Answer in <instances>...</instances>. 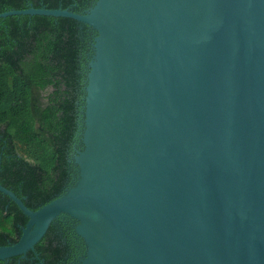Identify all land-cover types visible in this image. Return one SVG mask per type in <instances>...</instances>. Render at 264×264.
Listing matches in <instances>:
<instances>
[{
  "label": "water",
  "instance_id": "1",
  "mask_svg": "<svg viewBox=\"0 0 264 264\" xmlns=\"http://www.w3.org/2000/svg\"><path fill=\"white\" fill-rule=\"evenodd\" d=\"M73 182L0 260L70 220L68 264H264V0H96Z\"/></svg>",
  "mask_w": 264,
  "mask_h": 264
},
{
  "label": "trees",
  "instance_id": "2",
  "mask_svg": "<svg viewBox=\"0 0 264 264\" xmlns=\"http://www.w3.org/2000/svg\"><path fill=\"white\" fill-rule=\"evenodd\" d=\"M96 0H0V13L36 8L87 10ZM95 32L73 18H0V183L37 210L70 185L80 142L82 90ZM28 218L0 192V245L18 241ZM54 221L25 258L0 264H68L73 230Z\"/></svg>",
  "mask_w": 264,
  "mask_h": 264
},
{
  "label": "flooded vegetation",
  "instance_id": "3",
  "mask_svg": "<svg viewBox=\"0 0 264 264\" xmlns=\"http://www.w3.org/2000/svg\"><path fill=\"white\" fill-rule=\"evenodd\" d=\"M86 72H87V67H86ZM85 84H86V77H85V79H84V83H83V90H82V96L83 97H81L80 99H82V103H83V101H84V96H85V90H84V87H85ZM80 147V145L78 144V145H76V147H75V150L77 149V148H79ZM75 171H76V169H75V166L73 165V169H72V175H71V179H70V184L73 182V180H74V177H75ZM60 221L62 222V223H64V224H66V225H69L70 227H67V229H72L73 230V227H72V222L70 221V220H67V219H60ZM73 237L75 238V245H76V247H77V251L75 252V253H73V255H74V260H77V259H79L81 256H83V254H84V246H83V243H82V241H81V239L80 238H78L77 237V235L75 234V232H74V230H73ZM23 258H25V257H23Z\"/></svg>",
  "mask_w": 264,
  "mask_h": 264
}]
</instances>
